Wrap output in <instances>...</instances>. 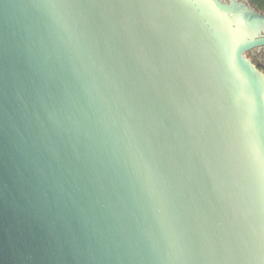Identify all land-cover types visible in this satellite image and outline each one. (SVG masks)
I'll return each instance as SVG.
<instances>
[{"label": "water", "instance_id": "water-1", "mask_svg": "<svg viewBox=\"0 0 264 264\" xmlns=\"http://www.w3.org/2000/svg\"><path fill=\"white\" fill-rule=\"evenodd\" d=\"M263 46L249 0H0V264H264Z\"/></svg>", "mask_w": 264, "mask_h": 264}, {"label": "flooded vegetation", "instance_id": "flooded-vegetation-1", "mask_svg": "<svg viewBox=\"0 0 264 264\" xmlns=\"http://www.w3.org/2000/svg\"><path fill=\"white\" fill-rule=\"evenodd\" d=\"M225 1V0H224ZM251 2V0H249ZM253 5V3L251 2ZM254 6V5H253ZM255 7V6H254ZM256 8V7H255ZM257 9V8H256ZM258 10V9H257ZM264 14V10H258ZM247 56L257 65V67L264 72V46L256 48L247 53Z\"/></svg>", "mask_w": 264, "mask_h": 264}, {"label": "trees", "instance_id": "trees-1", "mask_svg": "<svg viewBox=\"0 0 264 264\" xmlns=\"http://www.w3.org/2000/svg\"><path fill=\"white\" fill-rule=\"evenodd\" d=\"M258 10H264V0H251Z\"/></svg>", "mask_w": 264, "mask_h": 264}]
</instances>
